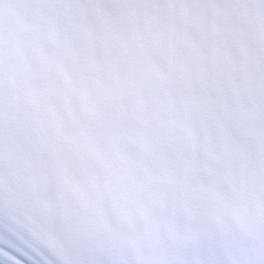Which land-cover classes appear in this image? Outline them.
<instances>
[{
	"label": "snow or ice",
	"instance_id": "snow-or-ice-1",
	"mask_svg": "<svg viewBox=\"0 0 264 264\" xmlns=\"http://www.w3.org/2000/svg\"><path fill=\"white\" fill-rule=\"evenodd\" d=\"M5 264H264V0H0Z\"/></svg>",
	"mask_w": 264,
	"mask_h": 264
}]
</instances>
